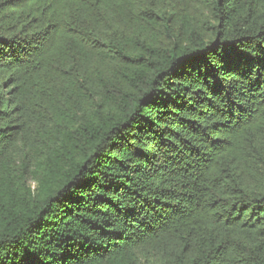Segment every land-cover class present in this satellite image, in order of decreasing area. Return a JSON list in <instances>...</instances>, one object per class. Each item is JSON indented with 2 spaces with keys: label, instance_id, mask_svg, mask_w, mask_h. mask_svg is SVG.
Masks as SVG:
<instances>
[{
  "label": "trees",
  "instance_id": "1",
  "mask_svg": "<svg viewBox=\"0 0 264 264\" xmlns=\"http://www.w3.org/2000/svg\"><path fill=\"white\" fill-rule=\"evenodd\" d=\"M0 264H264V0H0Z\"/></svg>",
  "mask_w": 264,
  "mask_h": 264
}]
</instances>
